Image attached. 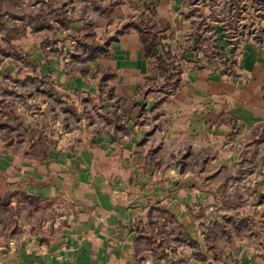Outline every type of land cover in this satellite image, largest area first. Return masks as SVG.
Instances as JSON below:
<instances>
[{
	"label": "crops",
	"instance_id": "0c3cea01",
	"mask_svg": "<svg viewBox=\"0 0 264 264\" xmlns=\"http://www.w3.org/2000/svg\"><path fill=\"white\" fill-rule=\"evenodd\" d=\"M190 2L119 0L105 24L109 40L141 12L169 23L172 36L162 40L158 53L177 54L182 67L171 95L143 93L155 60L144 55L133 28L109 43L108 56L89 63L114 73L105 84L111 97L100 90V74L68 71L72 60L52 59L39 46L26 51L36 74L52 87L92 97L120 118L96 121L75 140L62 137L41 162L0 148V196L30 195L59 214L57 229L51 225L13 240V249L10 240L0 241V264H264L261 239L244 231L241 237L223 234L230 222L215 232L214 248L204 236L235 213L264 224V181L245 184L242 172L246 154L264 156V140L256 143L264 126V53L244 44L236 77L197 68L192 52L182 54L192 29V18L185 16ZM123 108L129 115L121 117ZM235 195L242 196L235 209L216 203ZM16 199L10 198L14 208ZM180 231L197 247L183 243ZM145 239L162 242L166 260L154 259Z\"/></svg>",
	"mask_w": 264,
	"mask_h": 264
},
{
	"label": "trees",
	"instance_id": "16d2710c",
	"mask_svg": "<svg viewBox=\"0 0 264 264\" xmlns=\"http://www.w3.org/2000/svg\"><path fill=\"white\" fill-rule=\"evenodd\" d=\"M214 2L215 0H191L190 6L192 5V13H199L197 17H193L192 14V29L188 34L186 39L187 45L182 51V54L192 52L195 55L194 62L197 68L208 66L214 72H218L221 75L236 77L238 54H241V50L238 52L240 43L246 40L260 47L264 43V28L255 25L254 21L257 20H255L256 17L253 16L250 18L243 17L242 15H244V12L253 15L257 11H264V0H226L220 4L221 17L215 16L214 11L211 9ZM25 3L26 0H0V57L12 62L16 70L19 68V62L24 63L29 68V71L25 73L27 76L25 79L31 78L32 81L39 84L36 86L37 90L50 94L49 89L44 91L41 87L43 83L51 85L48 78L36 74V69L28 61V55L22 46L13 43V41L20 39L23 35L25 36L29 28L31 31L36 32L47 28H57V25L68 27L71 21H69V18L64 13L55 14L53 17H50L51 13H46L44 9L32 8L34 5H46L49 8L52 4L51 0H36L29 5ZM118 4L119 2L115 5ZM194 8L197 9L195 10ZM206 9L208 13L204 12ZM247 20L251 22L250 25L245 24ZM129 28H133L138 32L144 55L147 58H153L155 60V66L147 77L143 93L159 92L166 96L171 95L179 84L182 67L177 54H173L171 51H165L162 55L158 53V47L161 45L162 40L171 37L172 30L165 19L155 18L150 13L146 14L141 12L137 15L129 16L124 26L109 40L105 37L98 38L94 33L90 32H86V35L77 38L75 51L69 52L72 62L76 64L74 72L82 76L91 77L100 74V90L101 92L105 91V94L111 97L112 89L106 87L105 84L114 76V73L98 65L95 68H91L89 63L96 62L99 58L108 56L109 43L115 41L119 34L126 32ZM227 49H229V52H226ZM202 59L205 60L204 64H201ZM161 78H163V81L161 84H158ZM11 79L16 80L13 79L10 72L0 73V86L3 87L5 92L12 93V91L5 90L8 88L7 83ZM1 103L2 101H0ZM141 110L143 109L141 108ZM104 111L106 112V110ZM116 111L115 109L112 112L111 117H105L107 124H112L120 118ZM125 115H129V108L121 109V117ZM0 117H5L4 120L13 117L12 119L15 121L20 118L12 110L5 111L0 114ZM17 127L19 128L10 127L7 121H0V129H6L7 132L5 133L10 132L11 129H16L19 137L20 135L23 137L25 135L26 148L23 150L22 155L41 162L45 158L48 148L55 145V141L49 137H44L40 130L35 131L32 127L24 125L23 122H19ZM263 140L264 126L259 137L256 139V143H260ZM14 196L17 198L16 206L18 208L23 206L29 209L32 205H41L39 199L30 195L11 193L1 197L3 206L8 207L10 198ZM241 198L242 196L240 195L233 197L220 196L216 200V203L218 206L226 209L232 208V206L235 209L238 204L240 205L239 200ZM222 222L221 227L217 230L214 229V232L208 233V235L204 234L205 240L210 242V248H214V241L217 238L215 232L222 233L226 229L224 222H230L232 228L228 229L226 233L223 232V234H229L230 236V232L233 231L241 237L240 234L244 231L249 237H254L255 239L260 238L262 243H264V224H258V221L253 217L235 213L231 217L224 218ZM179 237L183 243L190 244L194 248L198 245L194 241H190L182 231L179 232ZM147 240L145 239L143 245L150 248L154 259L166 260V257L163 255V243H148ZM200 260L203 263L206 261L204 257H200Z\"/></svg>",
	"mask_w": 264,
	"mask_h": 264
},
{
	"label": "rangeland",
	"instance_id": "374dc122",
	"mask_svg": "<svg viewBox=\"0 0 264 264\" xmlns=\"http://www.w3.org/2000/svg\"><path fill=\"white\" fill-rule=\"evenodd\" d=\"M34 1L36 0H26L25 4L29 5ZM225 1L215 0L211 8L215 16L221 17L220 4ZM51 2L52 4L49 8L46 5H34L32 8L44 9L46 13H51L50 17L64 13L71 21L70 26L57 25V28H47L36 32L31 31L29 28L25 36L23 35L20 39L13 41V43L22 46L25 53L26 51L38 50L37 46H39V50L44 48L48 53L46 56L52 59L61 61L70 59L69 61H71V57L67 55L66 47L67 51L74 52L77 45L76 39L86 35V32L94 33L98 38L108 37L109 30H107V27L105 28V24L114 9L118 7L115 4L119 0H51ZM194 9L196 10L197 8ZM204 12L208 13V10L206 9ZM198 13H192L191 5L185 16L187 19H191L192 14L193 17H197ZM242 16L250 18L255 16V20L257 19L254 21L255 25L264 28V11H257L253 15L244 12ZM245 24L250 25L251 22L247 20ZM219 44L221 45V43ZM244 44L254 45L264 53V43L260 47L246 40L240 43L238 52ZM238 55L240 56V54ZM18 65L19 68L16 70L12 62L0 57V73L10 72L13 79H16H11L8 83L5 81L9 88L5 90L12 91V93L5 92L3 87L0 86V101H2L0 109L4 107L0 110V114L12 110L20 117L17 121L13 120V117L7 120H4L5 117H0L1 122L7 121L10 127H16V129L19 128L17 124L23 122L24 125L32 127L35 131L40 130L44 137L54 140L55 145H57L62 137L75 140L78 134L94 126V122L97 121L96 123H98L100 121L99 123L104 125L105 117L109 118L110 115L100 109V103L92 97H85L81 94L68 96L47 83H43L41 87L44 91L49 89L51 93L40 92L36 88L39 85L37 82L35 83L31 78L25 79L27 77L25 73L29 71V68L22 62H19ZM75 67L76 64L72 65L70 62L67 70L74 72ZM96 126L99 127V124ZM16 129H11L8 133H5L7 132L6 129H0V148L5 152H20L22 154L26 148V138H24L25 135L24 137L20 135V138ZM251 152L246 154L247 159L244 160L245 165L242 172L247 179L245 184L254 180L264 181V156H262L261 160L257 158L256 154L253 155ZM1 197V243L6 242V240L18 241L34 236L42 232V230H47L52 225V221L59 216L57 212L49 209L46 205L35 204L29 209L23 206L19 208L15 206L14 208L10 201L9 206L6 207L1 203Z\"/></svg>",
	"mask_w": 264,
	"mask_h": 264
},
{
	"label": "built area",
	"instance_id": "2783aa9c",
	"mask_svg": "<svg viewBox=\"0 0 264 264\" xmlns=\"http://www.w3.org/2000/svg\"><path fill=\"white\" fill-rule=\"evenodd\" d=\"M58 221H59V219H56L55 222L52 224L55 229L58 228ZM8 246L13 249L15 247V242L13 240H10L8 243ZM145 263L150 264L149 261H146Z\"/></svg>",
	"mask_w": 264,
	"mask_h": 264
},
{
	"label": "water",
	"instance_id": "95a60500",
	"mask_svg": "<svg viewBox=\"0 0 264 264\" xmlns=\"http://www.w3.org/2000/svg\"><path fill=\"white\" fill-rule=\"evenodd\" d=\"M114 36V33H111L110 38Z\"/></svg>",
	"mask_w": 264,
	"mask_h": 264
}]
</instances>
